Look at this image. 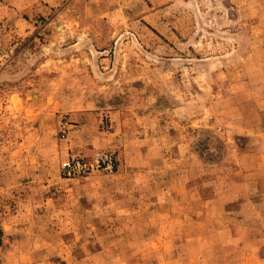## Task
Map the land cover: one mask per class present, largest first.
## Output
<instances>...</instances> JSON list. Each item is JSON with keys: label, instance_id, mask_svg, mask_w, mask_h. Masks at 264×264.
Here are the masks:
<instances>
[{"label": "rangeland", "instance_id": "374dc122", "mask_svg": "<svg viewBox=\"0 0 264 264\" xmlns=\"http://www.w3.org/2000/svg\"><path fill=\"white\" fill-rule=\"evenodd\" d=\"M0 107V264H264V0H0Z\"/></svg>", "mask_w": 264, "mask_h": 264}, {"label": "built area", "instance_id": "2783aa9c", "mask_svg": "<svg viewBox=\"0 0 264 264\" xmlns=\"http://www.w3.org/2000/svg\"><path fill=\"white\" fill-rule=\"evenodd\" d=\"M59 135L63 137L67 131L66 122L62 121L59 124ZM7 129L3 123V113L0 107V147L6 141ZM115 168V159L109 153L96 152L90 159H85L80 156H72L63 159L59 165L60 174L64 177H75L86 175L92 171H104L110 173ZM1 229V224H0Z\"/></svg>", "mask_w": 264, "mask_h": 264}]
</instances>
